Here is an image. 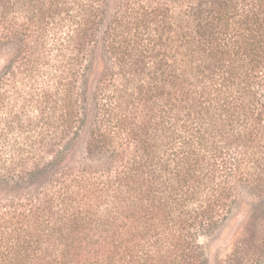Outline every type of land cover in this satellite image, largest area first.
<instances>
[{
  "label": "trees",
  "instance_id": "16d2710c",
  "mask_svg": "<svg viewBox=\"0 0 264 264\" xmlns=\"http://www.w3.org/2000/svg\"><path fill=\"white\" fill-rule=\"evenodd\" d=\"M111 1L0 0V264H207L262 215L264 0Z\"/></svg>",
  "mask_w": 264,
  "mask_h": 264
},
{
  "label": "rangeland",
  "instance_id": "374dc122",
  "mask_svg": "<svg viewBox=\"0 0 264 264\" xmlns=\"http://www.w3.org/2000/svg\"><path fill=\"white\" fill-rule=\"evenodd\" d=\"M125 0H112V6H119ZM166 1V0H160ZM13 51L3 50L0 53V70L13 56ZM106 48L101 42L97 51L95 66L91 81L95 87L102 75L103 64L106 60ZM88 129H84L81 137L69 156L67 164H82L88 159ZM0 197H3L0 196ZM256 204L255 198L247 190L241 188L237 195V206L229 216L224 225L211 237H204L201 243L204 246L207 264H256L264 261V210L262 215H257L254 225H251L253 218V208ZM251 227L250 229H248ZM238 250H237V247ZM235 250L238 251L237 255ZM231 259H234L231 261Z\"/></svg>",
  "mask_w": 264,
  "mask_h": 264
}]
</instances>
